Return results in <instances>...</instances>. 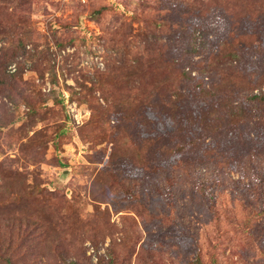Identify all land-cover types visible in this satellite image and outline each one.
<instances>
[{"label": "rangeland", "instance_id": "obj_1", "mask_svg": "<svg viewBox=\"0 0 264 264\" xmlns=\"http://www.w3.org/2000/svg\"><path fill=\"white\" fill-rule=\"evenodd\" d=\"M0 264H264V0H0Z\"/></svg>", "mask_w": 264, "mask_h": 264}]
</instances>
